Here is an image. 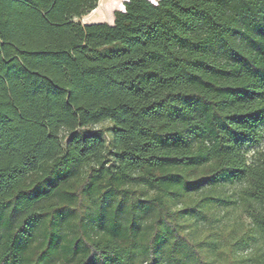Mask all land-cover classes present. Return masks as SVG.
<instances>
[{"label":"trees","instance_id":"obj_1","mask_svg":"<svg viewBox=\"0 0 264 264\" xmlns=\"http://www.w3.org/2000/svg\"><path fill=\"white\" fill-rule=\"evenodd\" d=\"M97 2L0 0V264H264V0Z\"/></svg>","mask_w":264,"mask_h":264},{"label":"bare ground","instance_id":"obj_2","mask_svg":"<svg viewBox=\"0 0 264 264\" xmlns=\"http://www.w3.org/2000/svg\"><path fill=\"white\" fill-rule=\"evenodd\" d=\"M128 2L129 0H100L99 7L86 15L83 18V23L87 25H104L102 23H107L109 26H114L116 13L124 12Z\"/></svg>","mask_w":264,"mask_h":264},{"label":"rangeland","instance_id":"obj_3","mask_svg":"<svg viewBox=\"0 0 264 264\" xmlns=\"http://www.w3.org/2000/svg\"><path fill=\"white\" fill-rule=\"evenodd\" d=\"M131 2H132V0H130V2L127 3L126 10L124 12L119 13L117 15V19H121L125 15H127L128 11H129V7L131 5ZM76 22H78V20H76ZM108 126H109V123L105 122V123L89 126L83 130L85 132H91V133L104 132ZM223 217H224V222L247 221V218L245 217V215H243V213L240 210H230V211L224 213ZM187 224L191 225L190 229H191V233H192L193 238L202 235L207 229V225H205V224H196L193 221H190Z\"/></svg>","mask_w":264,"mask_h":264},{"label":"water","instance_id":"obj_4","mask_svg":"<svg viewBox=\"0 0 264 264\" xmlns=\"http://www.w3.org/2000/svg\"><path fill=\"white\" fill-rule=\"evenodd\" d=\"M149 1L153 3L152 0H149ZM158 1H159V0H158ZM158 1H157V2H158ZM154 4H155V3H154ZM99 5H100V0H98V2L96 3V7H95V9H96L97 7H99ZM91 12H92V11H91ZM91 12H90V13H91ZM90 13H89V14H90ZM89 14H88V15H89ZM84 17H85V16H84ZM84 17H82V18L80 19V21H79L83 26H94V25H87V24H84V23H83V18H84Z\"/></svg>","mask_w":264,"mask_h":264},{"label":"built area","instance_id":"obj_5","mask_svg":"<svg viewBox=\"0 0 264 264\" xmlns=\"http://www.w3.org/2000/svg\"><path fill=\"white\" fill-rule=\"evenodd\" d=\"M159 2V1H158ZM158 2L156 1L155 4H158Z\"/></svg>","mask_w":264,"mask_h":264},{"label":"snow or ice","instance_id":"obj_6","mask_svg":"<svg viewBox=\"0 0 264 264\" xmlns=\"http://www.w3.org/2000/svg\"><path fill=\"white\" fill-rule=\"evenodd\" d=\"M156 2V0H153V3H155Z\"/></svg>","mask_w":264,"mask_h":264}]
</instances>
